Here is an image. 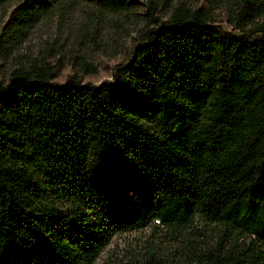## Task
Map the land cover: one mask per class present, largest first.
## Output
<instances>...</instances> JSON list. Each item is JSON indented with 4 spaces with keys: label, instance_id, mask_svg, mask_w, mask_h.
<instances>
[{
    "label": "trees",
    "instance_id": "1",
    "mask_svg": "<svg viewBox=\"0 0 264 264\" xmlns=\"http://www.w3.org/2000/svg\"><path fill=\"white\" fill-rule=\"evenodd\" d=\"M64 1L19 3L1 50ZM228 3L230 31L203 7L155 18L99 84L46 61L0 82V264H96L119 233L195 219L219 227L199 264H264V0Z\"/></svg>",
    "mask_w": 264,
    "mask_h": 264
},
{
    "label": "rangeland",
    "instance_id": "2",
    "mask_svg": "<svg viewBox=\"0 0 264 264\" xmlns=\"http://www.w3.org/2000/svg\"><path fill=\"white\" fill-rule=\"evenodd\" d=\"M23 0L0 7V34L14 8ZM185 5L204 10L226 30H231L228 0H133L128 12L111 13L91 0L64 1L52 6L24 36H6L7 50L0 48V82L12 71L34 61H46L55 68V81L76 76L99 84L112 79L114 67L130 57L143 34L157 27L155 18L166 20L174 9ZM264 22V15L251 25ZM219 227L202 219L185 227H169L156 221L150 226L115 235L96 264H199V256L216 245Z\"/></svg>",
    "mask_w": 264,
    "mask_h": 264
}]
</instances>
